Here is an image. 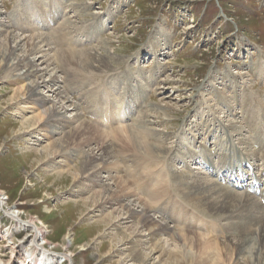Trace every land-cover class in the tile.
Listing matches in <instances>:
<instances>
[{"label": "rangeland", "instance_id": "374dc122", "mask_svg": "<svg viewBox=\"0 0 264 264\" xmlns=\"http://www.w3.org/2000/svg\"><path fill=\"white\" fill-rule=\"evenodd\" d=\"M32 1L0 0V23L5 22L18 35H33L40 30L57 41L58 28L59 32L67 31L55 45L59 49H90L100 46L104 40L108 42L106 47L122 58L110 72L72 70L69 77L75 78L78 84L70 82L60 69L59 80L63 82V77L66 78L65 87L62 83L64 91L84 108L87 119L107 129L106 133L111 135L110 124L106 125L104 113L98 114L96 106L115 112L117 116L112 126L119 128V125L134 123V118L139 117L136 106L145 109L149 104L166 103L170 106L167 111L172 114L171 118L161 120L157 114L150 126L169 133L165 145L179 151L189 148L199 155L186 160V164L170 156L167 169L176 167L212 179L222 167L232 173H244L250 181L254 175L259 176L258 188H264L263 160H247L241 151L244 147L239 143V139H244L251 150L259 153L264 149V0ZM74 2H86L88 8H71L70 3ZM67 18L70 22H65ZM10 81L9 77L0 79V198L3 205L0 206V264H19L26 249L34 250L30 247L31 229L21 228L19 220L34 221L41 227L43 235L39 242L45 241L44 248L55 256L52 264L133 263L124 249L122 236L129 235L135 227L124 225L127 227L121 229L124 232L113 229L112 221L118 214H114L112 207L93 213V205L100 197L97 190L101 187L92 184L93 189L89 190L83 179L77 187L74 171H61L67 174L64 178L51 176L60 169L51 170L46 157L37 160L38 152L49 141L45 139L36 146L31 145L33 139H28L23 121L31 117L33 111L17 112L10 101L15 87ZM230 123L241 126L242 134L235 136L228 128ZM206 148L217 153L209 156ZM120 151L115 148L113 152L117 166H125L123 175L140 172L141 167L133 171L128 160L129 155L136 154L122 150L121 155ZM77 162V159L71 161L70 167ZM208 164L213 173L206 170ZM103 176L108 182L107 176ZM224 179L228 185L226 175ZM130 186L134 192L136 185ZM79 187L86 190L79 192ZM1 208L18 210L19 226ZM189 211L196 210L189 207ZM203 222L194 225L216 231L220 228L210 223L201 225ZM218 223L232 233L225 222ZM194 231L201 230L197 227ZM201 233L207 234L205 230ZM62 254L71 256L68 260ZM214 260L215 257H209L208 262Z\"/></svg>", "mask_w": 264, "mask_h": 264}, {"label": "bare ground", "instance_id": "6f19581e", "mask_svg": "<svg viewBox=\"0 0 264 264\" xmlns=\"http://www.w3.org/2000/svg\"><path fill=\"white\" fill-rule=\"evenodd\" d=\"M70 5L82 10L88 8L86 2ZM66 20L69 21L68 18ZM59 31L55 37L61 41L67 31ZM58 41L40 30L33 35H18L5 22L0 23V79L9 77L15 85L10 101L18 113L33 111V115L23 121L28 139H33L31 145L36 146L38 141L45 139L49 141L38 152L37 160L46 157V164L51 170L60 169L51 176L64 178L67 174L63 172L72 170L77 187L81 179L88 183L86 186H89V190L97 184L101 190H97L100 197L93 205V213L109 206L115 211L114 214H118L112 221L113 229L124 232L127 228L124 225L135 227L129 235L122 233L129 261L134 260L131 264H166L167 261L174 264H264V188H258L259 176L254 175L256 179L247 181L249 178L246 174H239L238 171L232 173V170L221 167L216 170V177L209 179L200 173H187L179 167V170L176 167L167 169L170 156L186 164V160H193L199 155L189 148L179 151L165 145L169 133L150 126L157 114H160L161 120L171 118L172 114L167 111L170 106L166 103L149 104L145 109L141 105L136 106L139 117L134 118V123L119 125V128L112 126L117 116L115 112L110 113L108 107L96 106L98 114L102 116L104 113L106 125L110 124L111 135L106 133L107 129L100 128L95 121L84 116V108L70 99L62 83L65 87V79L72 76V70L90 73L113 71L122 58L110 51L105 45L108 42L104 40L100 46L80 50L56 48ZM60 69L66 77H63V82L59 80ZM69 78L73 84L79 83L75 78ZM151 111L155 114H151ZM228 126L235 136L242 134L241 126L235 123ZM239 143L244 147L241 151L247 160L261 159L264 162V149L259 153L251 150L244 139H239ZM115 148L121 150V155L122 150L135 153V156L127 154L134 157L128 160L132 163L133 171L140 167L142 171L130 175L126 173L125 177V166H117L113 152ZM205 151L209 156L217 153L214 149L206 148ZM200 155L204 158L203 154ZM57 157L59 159L55 160ZM142 157L143 160H140ZM76 159L78 162L71 168L69 163ZM210 166L208 164L206 170L213 173ZM103 175L107 176L108 182L103 180ZM225 175L230 181L228 185ZM132 184L136 185L134 192L131 190ZM237 187L243 189L238 191L235 189ZM77 190L81 192L86 189L79 187ZM0 206H3L1 198ZM189 207L196 211L191 213ZM1 209L18 225V210ZM21 221V228L31 229L30 247H34V250L26 249L19 264H52L55 256L44 248L45 241L39 242L43 235L41 227L34 221ZM218 221L225 222L232 233L226 231ZM195 222H203L201 225L206 223L207 226L210 223L220 228L216 231L203 225L195 226ZM197 227L207 234L201 231L195 233ZM62 255L68 260L71 256ZM209 257H215L214 262L209 263Z\"/></svg>", "mask_w": 264, "mask_h": 264}]
</instances>
